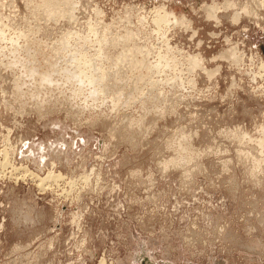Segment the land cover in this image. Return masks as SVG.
Instances as JSON below:
<instances>
[{
    "label": "rangeland",
    "instance_id": "1",
    "mask_svg": "<svg viewBox=\"0 0 264 264\" xmlns=\"http://www.w3.org/2000/svg\"><path fill=\"white\" fill-rule=\"evenodd\" d=\"M44 1L0 0V264H264V0Z\"/></svg>",
    "mask_w": 264,
    "mask_h": 264
},
{
    "label": "bare ground",
    "instance_id": "2",
    "mask_svg": "<svg viewBox=\"0 0 264 264\" xmlns=\"http://www.w3.org/2000/svg\"><path fill=\"white\" fill-rule=\"evenodd\" d=\"M44 2H46V3H44L45 5H46V7H47V9L49 10V12L52 14V13H55L56 11V9H57V7L61 4L62 6L63 5H66L67 7L71 4V0H60V1H56V2H54V1H49V0H47V1H44ZM73 2V1H72ZM258 4V3H257ZM261 4V3H260ZM44 5V6H45ZM65 6V7H66ZM46 7H44V8H46ZM40 8H42V7H40ZM211 8V7H210ZM225 8V7H224ZM163 9V8H162ZM213 9V8H212ZM211 9V10H212ZM157 13V12H156ZM56 14V13H55ZM53 15V14H52ZM165 15H166V13L164 14V17H165ZM238 15V14H237ZM237 15H235V16H237ZM54 16V15H53ZM159 16V15H158ZM161 16V15H160ZM52 17V16H51ZM167 17V16H166ZM33 18V17H32ZM159 19V18H158ZM162 20V19H161ZM2 21V20H1ZM152 21V20H151ZM158 21V20H157ZM175 22V21H174ZM163 23V22H162ZM104 42V41H103ZM107 42V41H106ZM63 45V44H62ZM133 47V46H132ZM151 51V50H150ZM147 54V53H146ZM157 55V54H156ZM120 57V56H119ZM134 60V59H133ZM46 63V62H45ZM139 64V63H138ZM149 64V63H148ZM263 64V63H262ZM86 65V64H85ZM135 66V65H134ZM99 67V66H98ZM158 67V66H157ZM33 68V67H32ZM51 68H53V67H51ZM116 68V67H115ZM156 68V67H155ZM31 69V68H30ZM54 69V68H53ZM78 70V69H77ZM97 70V69H96ZM119 70V69H118ZM33 71H35V70H33ZM31 72L32 74L33 73H35L36 72V74H35V76L38 74V78H39V80L37 81V82H41V83H46L47 84V82L49 83V85L50 84H52L50 81H51V79H50V73L51 72H49L48 73V71H47V73L45 72H43V73H37V71H35V72ZM50 71V70H49ZM53 71L54 70H52V73H53ZM51 73V74H52ZM140 74V73H139ZM41 75V76H40ZM73 75H76V74H73ZM92 75V74H91ZM121 75V74H120ZM36 78V77H35ZM34 78V79H35ZM74 78V77H73ZM78 78V77H77ZM89 78V77H88ZM93 79V78H92ZM103 79V78H102ZM36 80V79H35ZM41 80V81H40ZM99 80V79H98ZM151 80V79H150ZM95 81V80H94ZM37 82H36V84H37ZM39 83L37 84V85H39ZM96 84V83H95ZM48 85V84H47ZM40 86V85H39ZM42 88H43V86H41ZM102 88V87H101ZM157 88V87H156ZM104 89V88H103ZM76 91V90H75ZM98 91V90H97ZM101 91V90H100ZM40 94V93H39ZM77 96V95H76ZM82 96V95H81ZM35 107V106H34ZM7 136V135H6ZM187 137V136H186ZM183 138V137H182ZM189 139V138H188ZM4 151V150H3ZM2 151V152H3ZM243 152V151H242ZM6 153V152H5ZM252 157V156H251ZM7 158V157H6ZM181 159V158H180ZM179 159V160H180ZM186 159V158H185ZM1 163V162H0ZM176 163V162H175ZM178 163V162H177ZM183 163V162H182ZM258 163V162H257ZM7 164V163H6ZM172 165H173V163H172ZM1 168H4V167H1ZM19 168V167H18ZM166 168V167H165ZM13 169V168H12ZM26 169V168H25ZM9 172V171H8ZM29 172V171H28ZM22 175V174H21ZM33 176V175H32ZM61 177V175H59V174H54L53 172H48L47 173V175L45 176V177H43V178H38L39 180H40V184L39 185H42L41 183H43V182H45V181H48V180H55V179H58V178H60ZM9 180V179H8ZM68 184V183H67Z\"/></svg>",
    "mask_w": 264,
    "mask_h": 264
}]
</instances>
